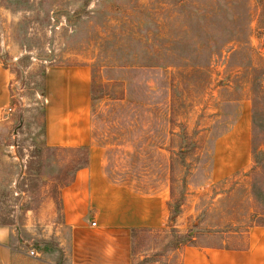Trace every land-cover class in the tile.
<instances>
[{"label":"rangeland","instance_id":"1","mask_svg":"<svg viewBox=\"0 0 264 264\" xmlns=\"http://www.w3.org/2000/svg\"><path fill=\"white\" fill-rule=\"evenodd\" d=\"M0 64L13 72L0 225L19 238L38 246L45 224L60 222L62 184L82 157L43 146L49 75L85 72V103L93 67L129 107L105 96L89 113L106 174L168 210L159 230L133 233L130 264H181L184 246L241 248L264 223L251 102V89L264 87V0H0Z\"/></svg>","mask_w":264,"mask_h":264},{"label":"crops","instance_id":"2","mask_svg":"<svg viewBox=\"0 0 264 264\" xmlns=\"http://www.w3.org/2000/svg\"><path fill=\"white\" fill-rule=\"evenodd\" d=\"M78 75L86 78L85 72L49 75L52 87L51 96L46 87L50 100L45 109L44 141L49 149L88 147L89 164L60 190V222L45 224L38 246L33 235L19 238L11 227L0 225V264H130L132 231L159 230L165 224L168 210L164 198L130 192L106 176L101 149L94 146L92 138L89 89L87 92L85 85L84 103L83 80ZM12 80L10 70L0 64V130H9L13 123L9 112ZM70 111L74 118L65 125L61 120L70 118ZM92 155L97 160L92 161ZM3 160L0 151V172ZM47 206L53 209L54 203ZM180 255L181 264H264V227L250 228L241 248L184 246Z\"/></svg>","mask_w":264,"mask_h":264},{"label":"trees","instance_id":"3","mask_svg":"<svg viewBox=\"0 0 264 264\" xmlns=\"http://www.w3.org/2000/svg\"><path fill=\"white\" fill-rule=\"evenodd\" d=\"M23 59L31 62L32 58L29 55L24 54ZM49 66H51V64ZM5 67L9 69V67H7V66H5ZM96 68L93 67V69H92L91 81H90V86H89L91 112H95L97 106H99V102L102 101L105 96H107L108 98L114 97V98H112V100H114L118 103V104H116V107L129 109V107H126V105L120 104L124 101L123 95H120L121 97H116V96H113L109 93L108 89L110 88L111 83L108 82V83L104 84V83H101L100 81H98L96 79L97 77H95V76H96V74H98ZM45 69L46 68L44 67L43 72H42V79L43 80L44 79L46 80ZM10 72L13 74V72L11 70H10ZM43 91H44V95L42 96V98L44 99L46 97V85L45 84H44ZM10 93L12 96V83L10 84ZM251 96H252L251 102H252V114H253V123H254V131L252 134V148H253L252 154L254 156V159H253L254 160V162H253L254 166L252 168V173L253 172L255 173V171L257 170V166L259 165V162L256 161L257 159H255V154L257 155L259 153L260 154L263 153L260 150V147L264 148V133L262 131H260V130H262L260 128H262V126H264V87L261 83L257 86L256 89H251ZM12 98H13V96H12ZM128 105L131 106L130 110H136L138 107L137 103H129ZM112 111L113 110H109L107 113L111 114ZM43 115H44L43 134L45 137V110L43 112ZM93 135H95V134L92 133V138H93ZM43 146L45 148L49 149L46 146L45 141L43 143ZM59 150H70L72 152H77V153H80L82 155V157H80V159L76 160L77 167L73 173L72 178L68 182H66L65 184H62L63 187H66L72 182L76 172H78L79 170L87 168V166L89 164V149L86 146H80V147L71 148V149H59ZM263 163H264V161H262V164ZM105 172H106V170H105ZM106 176L108 177V179L111 182L115 183L110 178V176L108 174H106ZM173 218H175V217H173ZM258 226L264 227V223H261ZM134 232H136V231L135 230L132 231V236H133Z\"/></svg>","mask_w":264,"mask_h":264},{"label":"built area","instance_id":"4","mask_svg":"<svg viewBox=\"0 0 264 264\" xmlns=\"http://www.w3.org/2000/svg\"><path fill=\"white\" fill-rule=\"evenodd\" d=\"M9 112H11V110H9ZM91 226H92V227H94V226H95V223H94V222H93V223H91ZM29 255H30V256H33V252H32V251H30V252H29Z\"/></svg>","mask_w":264,"mask_h":264}]
</instances>
